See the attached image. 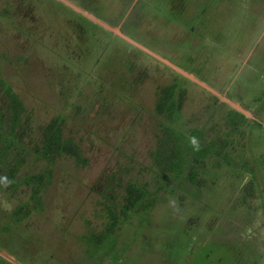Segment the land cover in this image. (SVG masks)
<instances>
[{"label": "rangeland", "instance_id": "rangeland-1", "mask_svg": "<svg viewBox=\"0 0 264 264\" xmlns=\"http://www.w3.org/2000/svg\"><path fill=\"white\" fill-rule=\"evenodd\" d=\"M228 2L0 0V167L41 178L16 220L2 215L31 206L33 185L0 186V251L17 264H264V129L170 67L264 127L261 10ZM54 118L80 159L33 160ZM196 214L192 245L214 250L191 256L177 229Z\"/></svg>", "mask_w": 264, "mask_h": 264}, {"label": "trees", "instance_id": "trees-1", "mask_svg": "<svg viewBox=\"0 0 264 264\" xmlns=\"http://www.w3.org/2000/svg\"><path fill=\"white\" fill-rule=\"evenodd\" d=\"M235 1H237V0H235ZM249 1L251 3V5L248 7V9H251L250 15L255 14V13H253L254 7L255 8L260 7V10H261V11H259L260 21H258L259 19L258 20L255 19L256 27L259 26L260 23L263 25L264 17H262V16H264V10L262 12V6L264 7V5H261V4H264V0H249ZM227 2H228V0H227ZM233 3H235V2H233ZM228 4H229V7L233 8L229 2H228ZM259 4L261 6H259ZM238 6H239V4H238ZM251 6H254V7L251 8ZM238 8L239 7H236L235 9H238ZM243 14L244 13H242V15ZM255 15L258 16L257 14H255ZM260 28L261 29H259V30L263 29V27H261V26H260ZM260 46L262 49L263 48L262 44ZM258 58L259 57H256V60ZM261 59H262V56H260L258 63L261 61ZM208 95L213 99V101L218 103L219 106L221 105V106L227 108L228 110H230L231 112H233L234 114H236V116L238 118H240L241 120H243L245 122V125H247V127L248 126L252 127L254 125L255 127L264 129V127H262L260 125V123L257 121V119H254L251 117L246 118V117L242 116L241 114H239L238 112H236L235 110L228 107L223 102L219 101V99L216 96L212 95L209 92H208ZM219 96L225 98L223 95L219 94ZM12 113H13V116H12V119H13L15 114H16V107L13 108ZM61 123H62V120L60 118H54L51 121H49L44 126V128H42V130H41L42 138L40 140L39 146H33L32 147L31 155H32L34 161L50 162V160H52L56 156H60V155L72 156L75 160L80 159V153H79V150L77 149V147L75 146V144L68 139L62 138V136H61V133H62L61 132ZM252 129H254V128H252ZM40 182H41V178H39L38 176H34V175H23L20 178H16L15 170L12 167H9V166H6L3 164V166L0 167V186H2L5 191L12 193L15 189H17L21 186H24V185L27 186L29 184L33 185V189H31V191L29 193V199L32 202L31 206L29 204V207H27L25 209H22V207L25 205H23L21 207H17L13 210V212L11 213L10 216L8 214H7V216L4 214L2 216H4L5 219L10 220V218H11V220H16L20 216L26 215L27 211L29 209H33L35 207L37 201H38L36 194H37V188H38V185L40 184ZM263 184H264V182H263ZM251 193H252V186L250 185L247 188V191L245 188H243V190L240 193H238V197H240L242 199H245V198L247 199L250 197ZM202 213L203 212H200V214H202ZM200 214L193 215L192 218L194 220H192L191 222H188L186 216H184L183 218L185 219V225L183 224L182 226H179L177 229V234L179 233L178 239L183 240L182 243H184L182 248L184 249V251H187V252H183V253H185V254L188 253V255H191V256L193 254L196 255L197 252H199V251H204L205 248L208 250L207 252H209V250H211V249L214 250V248H211V245L208 247L204 246L201 248L196 247L195 245H192L194 240L196 239L195 238L196 232H197L196 228L199 225ZM187 226H188V228H187ZM188 244H189V246H188ZM228 250L230 252L234 251V253H235L237 251V248L229 246V248L228 247L226 248V251H228ZM204 256H205V254H204ZM205 257H203L201 259L203 262H205ZM236 259H238V258H236ZM238 261L241 262L240 259H238ZM215 264H222V262H217ZM227 264H231V262H227ZM232 264H239V263H232ZM240 264H242V262Z\"/></svg>", "mask_w": 264, "mask_h": 264}, {"label": "water", "instance_id": "water-1", "mask_svg": "<svg viewBox=\"0 0 264 264\" xmlns=\"http://www.w3.org/2000/svg\"><path fill=\"white\" fill-rule=\"evenodd\" d=\"M168 66H170L168 63H166ZM172 69H174L175 71H178V73L182 76H184L185 78H187L188 80H191L193 83L198 84L199 86H201L204 90H206L207 92L211 93L212 95L216 96L221 102H223L224 104H226L228 107H230L231 109L235 110L236 112H238L239 114H241L242 116L246 117V118H250L249 114L244 111L239 105L231 103L229 100L219 96V94H216L213 90H211L210 88H208L206 85L202 84L201 82H199L198 80H196L195 78H193L192 76L179 71L175 68H173L172 66H170ZM0 256H2L4 259H6L7 261L11 262L12 264H17L16 262H14V260L8 256L5 252L0 251Z\"/></svg>", "mask_w": 264, "mask_h": 264}, {"label": "clouds", "instance_id": "clouds-1", "mask_svg": "<svg viewBox=\"0 0 264 264\" xmlns=\"http://www.w3.org/2000/svg\"><path fill=\"white\" fill-rule=\"evenodd\" d=\"M189 143L195 151H199V143L195 137L190 138Z\"/></svg>", "mask_w": 264, "mask_h": 264}, {"label": "flooded vegetation", "instance_id": "flooded-vegetation-1", "mask_svg": "<svg viewBox=\"0 0 264 264\" xmlns=\"http://www.w3.org/2000/svg\"><path fill=\"white\" fill-rule=\"evenodd\" d=\"M119 38H120V37H119ZM120 39L124 40V41L127 42V43H130L131 46H133L134 48L140 50V47H138V46L135 44V42H131V41L127 40L126 38H120Z\"/></svg>", "mask_w": 264, "mask_h": 264}]
</instances>
